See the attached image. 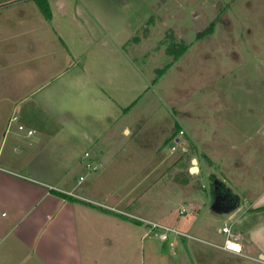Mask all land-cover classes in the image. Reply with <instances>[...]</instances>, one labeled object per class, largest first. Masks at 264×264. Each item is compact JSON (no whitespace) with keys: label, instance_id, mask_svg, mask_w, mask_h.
<instances>
[{"label":"crops","instance_id":"1","mask_svg":"<svg viewBox=\"0 0 264 264\" xmlns=\"http://www.w3.org/2000/svg\"><path fill=\"white\" fill-rule=\"evenodd\" d=\"M21 1L27 4L35 0ZM46 1L50 15L46 16L41 8L40 14L26 12L24 8L16 14L18 20L7 19V27L16 31L0 30V146L14 123L33 130L31 134L20 136L24 139L20 140L21 144L12 145L15 155L2 158L0 151V264H143L146 259L151 261L155 246L160 247L166 240L150 231L143 219L164 220L169 217L170 210L151 216L148 210L134 203L160 177L151 179L140 191L139 185L150 174L143 176L128 192L110 193L114 200L111 204L95 193L96 188L102 186L106 171L121 172V167L128 163H120V158L132 157L131 152L129 157L121 150V145L119 149L116 147V136L119 139L120 135L131 133L130 123L124 117L140 94L136 85L138 75L122 43L117 40L122 34L115 25L116 20L121 23V17L117 12L112 14V24L108 22L112 29L110 34L105 27L109 13L103 11V14L94 15L87 0ZM90 5L95 6L94 3ZM159 20L165 21L153 15L146 18L153 29L160 28L159 24L153 23ZM218 20H223L225 26H221V34L225 31L224 35L233 37L227 30L231 26L229 18L223 16L216 24L210 23L204 30H197V38L203 40L215 36ZM142 21L137 20L135 26H141ZM241 23L247 24V29L244 34L235 36L240 37L244 47L252 50L248 54L251 63L264 69V60L258 57L264 51V43L256 40H264V35L257 34L256 25L252 26L248 19ZM148 26L144 25L145 39L151 33ZM14 32L19 34L11 44L6 37L10 39L9 33ZM136 39L137 43L139 36ZM212 40H217L216 36ZM189 43L183 40L179 59L193 47ZM205 49L211 54L209 47ZM246 108L250 112L247 116L258 118L254 106L247 104ZM15 115L17 118L13 119ZM260 131L256 121H251L250 133ZM11 132L13 136L16 134L15 130ZM175 141L191 159L187 161L184 179L195 190L196 199L189 198L186 202L182 197L180 209L185 211L179 212L172 226L185 233L206 232L207 226H212L211 222L192 221L187 215L201 216L202 209L208 206L218 214H226L220 226L209 229V235H221L224 241L225 236L220 231L223 225H229L233 232L241 235V253L220 248L244 255L243 249L247 247L257 255L248 257L264 264V223L253 224L251 219H242L247 213L260 212L263 207L260 196H264V191L253 190L250 185L230 190L225 185V181L230 184L233 179L229 178L235 177L230 174L240 173L237 166L243 161H227V177L220 179L210 173V178L224 184L223 192L232 199V204L225 209L216 210L213 201L216 193L211 188L203 187L202 183L201 187H197V183H188L193 176L205 174L206 164L211 166L213 161L203 152L198 160L189 153L192 144H186L178 137ZM157 145L153 148L163 150L160 144ZM158 156L161 162L166 159L163 151H159ZM193 158L196 159L195 172L188 171ZM89 159L102 167L88 178L92 173H86L84 165ZM81 174L85 177L77 182ZM250 194L253 195L248 202ZM241 196L246 198L248 205L239 215ZM212 202L215 208L211 206ZM231 217H234L232 221ZM209 218L215 221L214 216ZM173 243L178 244L175 239ZM166 251L163 246L156 254L160 255L161 262L168 260V257L164 259ZM146 252L149 254L145 259ZM183 252L188 260L184 249Z\"/></svg>","mask_w":264,"mask_h":264},{"label":"rangeland","instance_id":"2","mask_svg":"<svg viewBox=\"0 0 264 264\" xmlns=\"http://www.w3.org/2000/svg\"><path fill=\"white\" fill-rule=\"evenodd\" d=\"M35 1L26 4L21 0H0V30L16 31L7 27V19L11 17L18 20L16 14L24 8L26 12L37 11L40 14V5ZM86 3L96 16L103 14V11L109 13L105 27L110 34L112 29L108 22L112 24V14L117 12L121 17V23L116 20L115 25V29L119 27L122 34L117 40L122 43L123 50L131 59L130 64L138 75L136 85L140 91L139 98L124 117L130 123V135H120L119 139L116 136L117 149L121 145V150L129 157L130 152L132 154L131 158H120V163L123 161L130 165L122 166L121 172L115 169L106 171L101 188H96L95 192L100 197H95L106 199L111 204L114 200L110 193L128 192L132 187L135 188L136 182L143 176L150 174L139 185L140 191L149 185L151 179L160 177L134 205L148 210L151 216H159L170 210L169 217L153 221L174 225L182 197L186 202L189 198L196 199L195 190L184 179L190 158L175 141V137L186 144H192L193 148L189 153L198 160L203 152L213 161L211 166L206 164L205 174L193 176L188 183H197V187H201L202 183L203 187L210 189L211 181H214L211 180L210 173L218 175L220 179L227 177V161L242 160L237 166L240 173L230 174L235 177H230L233 181L230 184L225 181V185L230 190L250 185L253 190L258 188L264 191V125L261 126L264 123V69L251 63L248 57L251 49L244 47L240 43V37L235 36L245 33L247 24L241 23V20L247 22V19L253 23L252 26L256 25L257 34L264 35V0H87ZM150 15L165 20L153 22L159 24L160 28L153 29L151 22L146 21ZM223 16L229 18L231 26L227 30L232 32L233 37L224 35L225 31L221 34L220 29H223L221 26L224 24L223 20H218L214 33L217 40H212L215 36L203 40L197 38V30H204L210 23L216 24V20ZM137 20L139 23L143 20L139 27L135 26ZM146 24L151 33L145 39ZM262 26L263 29H260ZM17 34L19 33H9L10 39L6 37V40L12 44ZM137 36L139 41L136 43ZM183 40L190 42L193 47L179 59L176 53L181 51ZM256 40L264 43V40ZM223 44L227 46L224 47ZM208 47L211 54L205 52ZM258 57L264 60V51ZM3 64L1 61V66ZM246 103L255 107L258 118L247 116L250 112L247 111ZM251 121H256L260 132L250 133ZM24 128L20 130L16 123L12 124L11 130L6 134L7 138L0 146L2 158L12 155L13 144L22 143L20 140L24 139L20 136L26 133ZM12 130L16 131L14 136ZM157 144L163 150L153 148ZM159 151H163L166 157L163 162L158 156ZM88 162L93 161L89 159ZM101 167L98 164V169L89 172L92 174L87 177ZM252 195H249L248 202ZM245 199L241 196L242 204L237 211L239 215L243 214L248 205ZM260 200V205L263 206L260 212L247 213L243 220L251 219L253 224L264 223V196H260ZM201 212V216L188 214L187 217L192 221L200 219L199 223L205 220L211 222L212 226L208 225L206 232L198 233L193 230L190 232L192 237L170 234L164 244L155 246V255L151 261L146 259L149 253H145L146 260L144 259L143 264H262L248 257L255 256L256 253L250 252L247 247L243 249L244 255L221 249V235L214 237L207 232L220 226L226 219V214H218L208 206ZM209 216H214L215 221ZM233 218L229 220L232 221ZM196 236L204 240H198ZM173 239L179 245L173 243ZM163 246L164 249L167 248L164 253V259L168 257L166 262H161L158 259L161 258L160 255H156L160 253V249L163 250ZM183 249L188 260L183 256ZM169 254L170 257L167 256Z\"/></svg>","mask_w":264,"mask_h":264},{"label":"built area","instance_id":"3","mask_svg":"<svg viewBox=\"0 0 264 264\" xmlns=\"http://www.w3.org/2000/svg\"><path fill=\"white\" fill-rule=\"evenodd\" d=\"M16 118H17L16 115L13 116V119H16ZM17 126L20 130L24 128V126L21 124H18ZM23 131H26V134L33 133V130L31 129L27 130L26 128H24ZM85 155L87 156L88 153L85 152ZM88 161H86L84 165V169L86 172H91V171H95L98 169V164L93 163V162H88ZM84 177H85L84 174L79 175L77 178V182H81L84 179ZM184 211L185 209L181 208L179 212L183 213ZM143 221L146 222L149 230L153 231L154 234L157 235L162 240H167L170 234L191 236L190 233L182 232L178 230L177 228H175L174 226L165 225L160 222L153 221V220L143 219ZM220 231L224 234L225 238H224L223 243L219 245V247H222L223 249L231 251V252L241 253V235L239 233L233 232L230 229L229 225H223L220 228Z\"/></svg>","mask_w":264,"mask_h":264},{"label":"trees","instance_id":"4","mask_svg":"<svg viewBox=\"0 0 264 264\" xmlns=\"http://www.w3.org/2000/svg\"><path fill=\"white\" fill-rule=\"evenodd\" d=\"M36 2L40 5V8H41L42 12L46 16L50 15V12H49V9H48V3H47L46 0H36ZM177 55H178V53H176V56ZM178 131L182 132L180 129ZM86 173H88V172H86ZM211 180H214V181H211L212 183L210 184V186H211L210 188H211L212 192H213V189H215V187L217 189H220V188H223V190L226 189L224 184L222 182H220L219 180H216V178L211 176Z\"/></svg>","mask_w":264,"mask_h":264},{"label":"flooded vegetation","instance_id":"5","mask_svg":"<svg viewBox=\"0 0 264 264\" xmlns=\"http://www.w3.org/2000/svg\"><path fill=\"white\" fill-rule=\"evenodd\" d=\"M214 192H216L215 196H216V205L218 206V208L222 209V208H226L228 205L232 204V199L231 197L227 194V192H223V188L217 189L215 187V189H213Z\"/></svg>","mask_w":264,"mask_h":264},{"label":"water","instance_id":"6","mask_svg":"<svg viewBox=\"0 0 264 264\" xmlns=\"http://www.w3.org/2000/svg\"><path fill=\"white\" fill-rule=\"evenodd\" d=\"M192 162H193V165H192V167L190 168V171H191V172H195V171H197V166L195 165V164H196V159L193 158V159H192ZM215 193H216V192H215ZM213 201H214V202L216 201V196L214 197V200H213ZM214 202L211 203V206L215 208V206H214ZM215 209L218 210L219 208L216 206ZM222 209H225V208H222Z\"/></svg>","mask_w":264,"mask_h":264}]
</instances>
